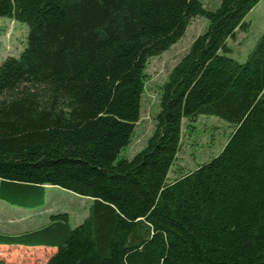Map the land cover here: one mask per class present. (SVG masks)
Instances as JSON below:
<instances>
[{
  "label": "trees",
  "instance_id": "16d2710c",
  "mask_svg": "<svg viewBox=\"0 0 264 264\" xmlns=\"http://www.w3.org/2000/svg\"><path fill=\"white\" fill-rule=\"evenodd\" d=\"M260 1L0 0V16L29 27L27 47L0 63V198L39 207L52 185L93 200L76 227L56 213L26 234L0 231V244L56 247L46 264H264V32L245 62L228 44ZM194 17L207 28L164 82L153 134L118 160L148 60ZM201 114L234 131L170 180L183 120Z\"/></svg>",
  "mask_w": 264,
  "mask_h": 264
},
{
  "label": "rangeland",
  "instance_id": "374dc122",
  "mask_svg": "<svg viewBox=\"0 0 264 264\" xmlns=\"http://www.w3.org/2000/svg\"><path fill=\"white\" fill-rule=\"evenodd\" d=\"M205 7L215 9L220 0H202ZM247 29L237 31L228 44L232 57L245 62L258 38L264 32V0H261L246 16ZM208 25L204 17H194L188 25L185 35L164 53L148 60L146 83L142 97L139 121L136 123L131 143L119 154L122 158L132 159L147 144L156 127V115L159 111L162 86L176 63L188 52L194 39L202 34ZM29 27L27 23L0 16V63L8 56L18 57L27 47ZM235 126L227 120L211 114H201L195 121L183 120L182 144L177 161L169 173L170 180L180 174L195 170L200 164L217 156L228 142ZM44 189L46 198L39 207L24 208L0 200V220L2 230L8 235L24 234L26 230H35L46 225L51 215L68 213L70 224L76 227L83 222L92 204V198L71 192L58 186ZM8 198V197H7ZM19 200V196L8 200ZM13 207V208H12ZM26 234V233H25ZM36 236H29L28 242ZM1 247L0 252L9 264H45L51 250L47 248H28L23 246ZM34 247V246H33Z\"/></svg>",
  "mask_w": 264,
  "mask_h": 264
},
{
  "label": "crops",
  "instance_id": "0c3cea01",
  "mask_svg": "<svg viewBox=\"0 0 264 264\" xmlns=\"http://www.w3.org/2000/svg\"><path fill=\"white\" fill-rule=\"evenodd\" d=\"M48 185H46L45 187H44V189H46V188H48V189H52V188H57V187H47ZM45 198H46V194H45ZM0 200H2L1 198H0ZM0 205L2 206V205H4V203L2 202V201H0ZM4 206H6V205H4ZM13 208V207H12ZM0 231H3L4 232V230H2V225H1V220H0ZM19 233H20V231H19ZM13 245H10V244H0V248L1 247H4V248H6V247H12ZM47 248V249H49V250H51L50 251V253H49V255H48V257H47V259H46V261H45V264H46V262L48 261V259H49V257L53 254V253H55L56 251H57V248L56 247H50V246H34V247H29V248ZM4 255H3V253H1L0 252V258H2Z\"/></svg>",
  "mask_w": 264,
  "mask_h": 264
}]
</instances>
